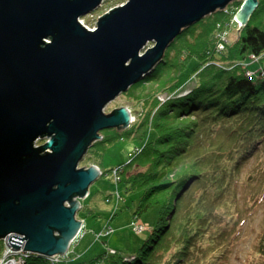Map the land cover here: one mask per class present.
Listing matches in <instances>:
<instances>
[{"label": "water", "instance_id": "water-1", "mask_svg": "<svg viewBox=\"0 0 264 264\" xmlns=\"http://www.w3.org/2000/svg\"><path fill=\"white\" fill-rule=\"evenodd\" d=\"M104 1L0 0V240L14 249L67 255L83 228L80 201L102 174L79 163L103 130L132 122L128 107L106 106L183 29L235 0H128L89 29L80 18ZM258 6L243 1L239 31Z\"/></svg>", "mask_w": 264, "mask_h": 264}, {"label": "trees", "instance_id": "trees-1", "mask_svg": "<svg viewBox=\"0 0 264 264\" xmlns=\"http://www.w3.org/2000/svg\"><path fill=\"white\" fill-rule=\"evenodd\" d=\"M230 19L218 10L183 29L152 72L124 92L147 81L159 83L157 93L145 99L150 114L137 117L123 132L104 135L87 152L97 154L100 166L99 156L113 140L146 139L133 158L119 166V183L127 192L140 194L133 217L159 207L151 237L133 254L109 249L91 261L75 251L60 261L30 254L24 264H224L230 257L245 224L237 197L239 177L264 150V0L233 46L220 56L214 48L208 55L219 25ZM251 56L260 58L253 61L262 66L248 75L250 69L243 65ZM212 58H219L221 66L204 67ZM194 59L197 64L191 67ZM193 77V88L180 96ZM158 92L167 93L168 99L159 102ZM236 216L240 224L230 223ZM99 234L96 238L103 237ZM3 249L0 240V257ZM247 264H264V230Z\"/></svg>", "mask_w": 264, "mask_h": 264}, {"label": "rangeland", "instance_id": "rangeland-1", "mask_svg": "<svg viewBox=\"0 0 264 264\" xmlns=\"http://www.w3.org/2000/svg\"><path fill=\"white\" fill-rule=\"evenodd\" d=\"M127 1L105 0L92 13L82 16L80 21L89 29L95 30L99 18L102 15L116 6L125 4ZM235 1H238L239 5L231 2L223 9L226 14L231 16V19L220 24L219 29L215 32L214 44L211 49L207 50L210 56H212L213 48L215 49V56H220L229 46H233L239 39L241 31L244 29L239 31V22L236 20V14L241 9L244 0ZM197 30H200L199 26ZM151 46H153V42L146 45V47ZM143 51L140 55L144 54ZM253 60L248 59L243 65L244 67L248 65L251 73L257 72L260 69V65L262 66L260 62ZM211 63L221 66L219 58H212V60L209 59L204 64V67ZM196 64L197 61L195 59L192 60L191 67ZM185 78H187V74L182 76V79ZM193 85H195L194 77L182 89L180 96L188 94L189 90L193 88ZM159 89V83L147 81L143 86H139L129 93L120 94L106 106L105 112L110 113L116 108L126 106L132 113V124L141 116L150 114V104L145 99L148 95L157 93ZM157 98L159 102H165L168 96L167 93L158 92ZM144 101L147 103H144ZM124 129L103 130L101 135L103 137L110 133L123 132ZM124 138H117L107 144L102 155L99 156L100 161L98 163L100 166L96 163L97 154L93 153H87L79 163L80 168L97 165L102 173V176H99L90 186L89 194L80 201L82 207L77 213V218H83V220L81 219L84 221L83 231L79 235L80 237L78 236L76 238L70 249V253L75 251L77 255H83V260L85 261H91L109 249H114L115 252H120L121 249V251L124 250L128 254L137 252L142 246L141 243H144L151 237L152 229L157 225L160 218V209L157 206L143 212L140 216L133 217L139 203L140 194L127 192L126 185L122 182L119 183L121 178L117 179L114 169L129 162L135 155L137 148H141L146 139L140 140L138 137L128 136ZM151 138H154V132H152ZM46 141L47 139H39L36 145L44 144ZM135 171L136 169L134 168L133 172ZM173 174L174 171H171L169 176L172 177ZM237 190L239 208L241 206L243 208L242 210H244L243 218L245 224L241 236L239 235L238 242L233 246L231 255L226 259L224 264H247L248 258L253 250V245L258 235L264 230V150L261 154L254 157L241 171V180L239 177ZM254 193L255 195L253 196ZM119 195L121 197H118ZM230 217L231 214L229 215ZM236 221L240 224V218L237 216L233 217L230 223ZM133 222L136 224L143 223L147 230L143 233L135 232L131 227ZM136 224H133V227ZM239 226L236 227V230H239ZM105 227L106 229L104 230ZM98 233L105 234L101 238H96V234ZM2 242H4V249L0 259L6 250V242L4 240Z\"/></svg>", "mask_w": 264, "mask_h": 264}, {"label": "built area", "instance_id": "built-area-1", "mask_svg": "<svg viewBox=\"0 0 264 264\" xmlns=\"http://www.w3.org/2000/svg\"><path fill=\"white\" fill-rule=\"evenodd\" d=\"M252 59H254L255 61L258 60L259 58H256L254 56H251ZM250 71V70H249ZM253 73H251V71L248 73V75H252ZM114 173L115 176L117 177V179H120V171H119V167L114 169ZM118 197H121L120 195ZM133 224H136L133 222ZM132 224V228L135 232L137 233H143L147 230V228L144 226L143 223L141 224H136L133 227ZM105 233H100L98 236H102ZM5 251L4 254L2 256V258L0 259V264H24L26 258L30 255V254H34L30 251L24 250V248H20V249H14L12 247H10L7 242L5 245ZM51 260L54 261H60L63 257H47Z\"/></svg>", "mask_w": 264, "mask_h": 264}, {"label": "crops", "instance_id": "crops-1", "mask_svg": "<svg viewBox=\"0 0 264 264\" xmlns=\"http://www.w3.org/2000/svg\"><path fill=\"white\" fill-rule=\"evenodd\" d=\"M80 219L83 220V218H80ZM83 225H84V221H83ZM82 231H83V228H82ZM82 231H81V232H82ZM81 232H80V234H81ZM80 234H79V235H80ZM79 237H80V236H79ZM78 239H79V238H78ZM74 242H75V241H74ZM74 242H73V243H74ZM73 243H72V244H73ZM141 244H142V243H141ZM71 246H72V245H71ZM70 249H71V248H70ZM69 251H70V250H69Z\"/></svg>", "mask_w": 264, "mask_h": 264}]
</instances>
